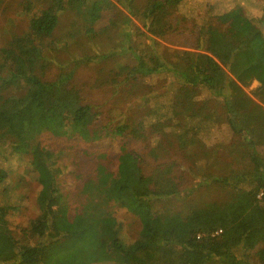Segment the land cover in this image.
<instances>
[{
  "label": "trees",
  "instance_id": "1",
  "mask_svg": "<svg viewBox=\"0 0 264 264\" xmlns=\"http://www.w3.org/2000/svg\"><path fill=\"white\" fill-rule=\"evenodd\" d=\"M40 1L45 4L40 11L34 10L31 0L24 1L27 31L12 36L1 47L11 69L7 77L0 76V90L15 85L24 94L6 99L0 106V130L5 129L12 138L6 148L0 140V264H42L49 248L69 236H62L54 221L70 198L58 184L63 156L41 140L43 136L65 137L69 119L70 129L81 140L119 144L114 170L109 168V158L100 156L93 176L75 194L77 206L84 211H97L98 200H112L138 219L140 232L135 240L123 244L117 233L113 234L106 254L114 264H248L235 254L239 247L255 252L258 263L264 264V156L260 153L264 147V0H145L137 15L143 31H136L135 41L128 47L133 63L117 62L104 70L96 87H91L111 88L147 74L155 79L161 77L159 73L177 77L186 95L183 101L176 90L154 99L142 96L143 103L129 105L130 100L127 107L141 104L142 108L155 100L145 108L143 118L141 115L143 125L150 133H161L164 139L192 150L193 169L216 166L220 152L247 158L249 170L212 180L229 188L225 201L206 202L188 212L153 210V199L164 202L179 191L157 189L156 171L142 152L128 148L133 140L128 126L114 122L122 105L117 90L105 103L95 104L86 96L75 71L52 82L38 78L49 68L48 51H54V44L62 41L60 13L76 12L94 24L110 5L109 0ZM125 1L132 13L130 0ZM112 12H108L109 18ZM85 34L90 39L93 31ZM149 36L171 43L178 40L188 50L173 51L159 42L150 46ZM86 57L90 63L95 59L91 52ZM153 58L162 59L157 67L148 66ZM253 82L259 87L252 98L244 88ZM140 88L135 87V91L140 92ZM231 135H245L246 149L231 148ZM213 156L217 161L212 163ZM25 157L39 186V213L21 242L8 219L14 207L5 205L4 199L11 189L10 163ZM34 238L36 244L28 245Z\"/></svg>",
  "mask_w": 264,
  "mask_h": 264
},
{
  "label": "rangeland",
  "instance_id": "2",
  "mask_svg": "<svg viewBox=\"0 0 264 264\" xmlns=\"http://www.w3.org/2000/svg\"><path fill=\"white\" fill-rule=\"evenodd\" d=\"M24 1L4 0L0 9V76L4 78L8 76L11 68L9 69V63L1 54V47H4L12 36L21 35L27 31L29 17L25 16L23 11ZM31 1L34 3L35 11H40L45 6L40 0ZM144 1L130 0L129 10L132 11L130 13L126 8L127 1L122 0L119 3L115 0H109L110 5L101 13L103 14L101 19L94 24L87 23L83 16L76 12H61L58 31L60 33L59 40L62 39V41L54 44V51H48L49 68L44 70V73L38 74V78L41 81L52 82L64 73L75 71L78 82L84 83V91H87L86 96L88 95L95 104L105 103L117 90V96L122 105L118 106V109L121 108V110L114 122L128 126L134 140H131L128 148L142 152L146 163L156 171L154 177H158L155 179L157 189L179 191V194L164 200V202L153 199L155 201L154 211L188 212L206 202H223L228 196L229 188L218 183H211L212 180L218 177L226 178L232 172L249 170L250 163L247 158H233L230 156L234 155L232 153L220 152L219 162L216 166L213 167L211 164L206 169H193L190 166L194 159L192 150H188L187 146L182 148L174 140L164 139L161 133L155 131L150 133L143 125L141 115L146 113L145 108L152 106L155 100H152L147 106H142V108L141 104L130 109L127 107L130 100L132 102L129 105L143 103L142 101L146 99L145 95H150L154 99L167 91L175 92L176 90H178L176 94L179 95V100L183 101V97L186 98V95L185 93L182 94L180 90L182 82L177 77L173 76L174 79L171 75L159 73L161 77L155 79L147 74L144 77L140 76L142 77L140 79L129 78L115 87L103 86L100 87L102 90L91 88L100 83V77L104 75V70L116 66L117 62L118 65L121 62L128 65L133 63L128 47L135 41L136 31H143L142 23L137 15ZM110 10H113L111 18L108 16ZM180 15L183 16L181 13ZM72 27L75 30H72ZM91 31L93 34L92 38L89 39L85 32L89 34ZM184 33L186 32L184 31ZM147 42L150 46L159 42L163 48H169L173 51L188 50L180 46L178 40L171 43L149 36ZM154 48L155 46H153ZM90 52L95 57L91 63L87 61L88 58L86 57ZM161 60L153 58V62L150 61L148 66L157 67ZM147 67L145 66V69ZM137 86L141 87L140 92L135 91ZM258 87V83L253 82L244 88V91L253 98ZM180 92L181 94H179ZM23 94L24 90H21L20 86L13 85L2 88L0 90V106L4 100L21 97ZM142 96L145 98L140 101ZM217 99V109L223 118L219 104L220 98ZM184 103L188 104L187 101ZM210 104L215 105V102L210 101ZM65 131V137L43 136L41 139L51 150L62 154L63 158L59 162L62 174L58 178V184L65 194L70 195L65 208L54 220L56 229L60 234L65 237V233H68L69 236L66 240L49 248L42 264H114L106 254L113 234L117 233L123 244L135 240L140 232L138 219L112 200L105 202L98 200L97 211L90 208L88 211H84L82 207L77 206L78 198L75 194L82 183L93 176L100 156L106 155L110 160L109 168L114 170L119 154V144L109 140L99 143H88L81 140L70 129V119L66 124ZM9 134L5 129L0 130V140L4 142L5 148L12 141ZM246 140L245 135H231L229 142L233 145L230 147L234 150L239 147L243 149ZM260 149V153L264 156V147ZM212 158V163L217 161L215 156ZM10 164L11 189L9 194L5 196L4 204L14 207L8 215L9 223L11 228H14V236L19 241L24 242L25 230L39 213L36 204L39 186L35 181L33 171L29 170L27 157L22 158L17 163L12 160ZM49 239L50 236L47 237V240ZM36 242L37 239L34 238L29 240L27 244L33 245ZM254 253H247L242 247H239L235 252L237 256L244 258L248 264H259Z\"/></svg>",
  "mask_w": 264,
  "mask_h": 264
},
{
  "label": "built area",
  "instance_id": "3",
  "mask_svg": "<svg viewBox=\"0 0 264 264\" xmlns=\"http://www.w3.org/2000/svg\"><path fill=\"white\" fill-rule=\"evenodd\" d=\"M219 233V232H218ZM217 232L215 234H218Z\"/></svg>",
  "mask_w": 264,
  "mask_h": 264
}]
</instances>
